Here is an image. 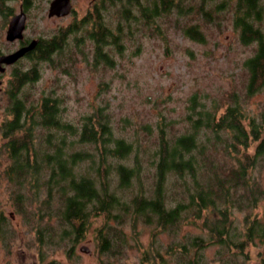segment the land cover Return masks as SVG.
<instances>
[{
	"label": "trees",
	"instance_id": "trees-1",
	"mask_svg": "<svg viewBox=\"0 0 264 264\" xmlns=\"http://www.w3.org/2000/svg\"><path fill=\"white\" fill-rule=\"evenodd\" d=\"M7 1L0 0V12L8 7ZM23 2L26 5L28 0ZM236 2L234 20L239 37L243 43H256L254 55L243 62L248 73L244 99L231 92L220 111L215 101L208 105L202 102V94L195 92L176 130L174 120L165 126L158 124L148 157L142 160L138 136H115L105 105L82 115L76 125L66 117L64 98L43 95L38 105L28 106L22 87L38 79L37 61L50 64L62 53L64 62L54 66L64 72L67 66L74 68L75 58L85 64L113 68L116 60L112 49L121 53L127 41L145 29L150 33L161 31L160 17L166 19L173 12L183 17L192 5H185L184 0H98L92 17L88 14L81 24H70L64 30V41L61 32L37 38L35 50L19 59L33 61L31 67L11 72L14 90L7 106L11 117L0 124V131L9 160L4 168L6 178L16 187L33 188L31 195L44 211L39 213L40 218L57 216L66 224H74V235L81 237L90 218L99 215L112 226L113 222H130L133 227L142 223L168 232H173L171 228L180 231L181 224H195L204 217L205 228L201 229L206 239L191 233L178 239L179 264H205L199 253L204 239L217 245L220 264H239V257L247 254L246 248L264 244V221L256 215L245 214L243 231L230 219L235 209H255L264 199V183L253 177L264 163V101L252 114L243 103L253 93L264 90V28L260 26L263 5L259 0ZM201 5L197 12L207 19L211 12ZM79 32L89 43L76 40ZM184 33L199 43L206 42L197 25L186 27ZM90 48L93 55L88 59L86 50ZM196 102L198 106L194 107ZM127 123L129 119L121 117L118 126ZM136 129L154 136L149 124ZM36 131L43 133L37 135ZM84 144L93 145L95 151L83 148ZM16 198L23 200L16 203V211L24 212L25 203L32 198L25 199L21 194ZM108 232L106 224L98 230L101 251H113L116 237L126 242L121 234L112 233L110 237ZM191 248L196 249L195 255L190 254Z\"/></svg>",
	"mask_w": 264,
	"mask_h": 264
},
{
	"label": "rangeland",
	"instance_id": "rangeland-1",
	"mask_svg": "<svg viewBox=\"0 0 264 264\" xmlns=\"http://www.w3.org/2000/svg\"><path fill=\"white\" fill-rule=\"evenodd\" d=\"M50 1H28L24 8V39L14 42L5 40V31L10 18L23 6V1H7L8 9L4 8L0 12V54L14 51L24 41L38 37L50 38L63 29L67 30L70 24H81L80 21L86 15L92 17L94 5L98 2L70 0L72 10L68 15L48 17ZM259 1L263 5L260 26L264 28V0ZM201 2V8L211 12L207 19L197 12ZM236 3V0H184L185 5L192 6L187 8L188 12L182 13L183 17H177L175 12L166 19L160 17L161 31L150 33V30L145 29L124 43L125 46L119 50L121 53L112 49L113 61L116 60L113 68L91 62L85 64L75 58L74 68L67 66L64 72L58 67L64 62V53L61 57H53L50 64L37 61L38 79L22 87L26 103L28 106L38 105L43 95L64 98L62 108L65 106L67 119L76 125L82 115L105 105L103 109L112 117L115 136H138L139 155L141 160L146 159L148 149L150 152V145L157 135L158 124L165 126L174 120L176 130L195 92L201 93L202 102L208 105L215 101L220 111L224 109L229 93L236 92L244 99L248 73L243 62L254 55L256 43L241 41L234 20ZM190 25H197L205 36V43L185 35L184 29ZM81 34L79 32L77 35L82 38L76 40L89 43ZM66 50H70V47L67 46ZM91 54V48L87 49L88 59H91ZM32 63L29 59H21L17 65L21 70H28ZM11 72V67H7L5 72L0 73V124L11 117L7 111L8 97L14 90ZM263 101L264 90L253 93L243 103L246 111L252 114L257 112ZM194 105L197 107L198 103ZM121 117H127L129 123L118 126ZM147 124L154 136L136 129ZM43 132L36 131V134L42 135ZM4 142L0 131V264H179L181 251L177 244H180L178 239L184 233L206 239L201 229L205 228L204 217L195 224H181L180 231L171 228L173 232H168L160 226L142 223L133 227L130 222L123 225L113 222L112 226L106 223V219L104 222L102 215L91 217L87 228L78 237L72 231L74 224H66L57 216L39 217V213L44 211L40 209L39 200L31 195L32 187H16L7 180L4 168L9 160ZM83 148L95 151L91 144H84ZM252 151L253 146L249 147L248 153ZM95 162L97 165L98 162ZM85 164L86 161L82 164L83 168ZM253 177L264 183V163L254 171ZM17 194L25 199L32 198L25 203L24 212L16 211V203L23 202L21 198H16ZM249 212L251 216L256 215L260 222L264 221V199L255 209L233 211L230 219L240 231L246 227L243 219ZM105 224L110 237L113 233L126 238L125 242L116 237L112 243L113 251H101L103 243L98 230ZM61 235L64 237L60 240ZM205 239L199 251L203 261L205 264H220L216 259L217 245L208 243V240L205 242ZM81 246L88 248V251H81ZM244 252L247 254L239 257V264H264V244L251 245ZM195 253L196 249L191 248L190 254Z\"/></svg>",
	"mask_w": 264,
	"mask_h": 264
},
{
	"label": "water",
	"instance_id": "water-1",
	"mask_svg": "<svg viewBox=\"0 0 264 264\" xmlns=\"http://www.w3.org/2000/svg\"><path fill=\"white\" fill-rule=\"evenodd\" d=\"M72 10L70 0H51L47 10L48 17H63L68 15ZM26 26V14L20 11L14 14L8 21L5 31V40L13 42L16 40H23L24 30ZM37 44V39L30 40L26 45L15 49L6 54H0V72H4L5 66L14 64L27 53L31 52ZM81 251H88V248L81 247Z\"/></svg>",
	"mask_w": 264,
	"mask_h": 264
},
{
	"label": "flooded vegetation",
	"instance_id": "flooded-vegetation-1",
	"mask_svg": "<svg viewBox=\"0 0 264 264\" xmlns=\"http://www.w3.org/2000/svg\"><path fill=\"white\" fill-rule=\"evenodd\" d=\"M22 1H23V0H22ZM28 1H29V0H28ZM49 3H50V2H49ZM48 7H49V4H48ZM24 8L26 9V5H24V2H23V6L20 7V9H19L18 12H20V11H24ZM47 10H48V9H47ZM24 12H25V11H24ZM25 14H26V12H25ZM63 17H64V16H63ZM63 31H64V29L61 31V33L63 34V41H64V32H63ZM23 34H24V33H23ZM23 39H24V38H23ZM36 39H37V38H36ZM31 40H32V39H31ZM16 41H23V40H16ZM29 41H30V40L24 41L22 44L19 45V47H21L22 45H26ZM37 41H38V40H37ZM63 41H62V42H63ZM13 42H14V41H13ZM63 44H64V43H63ZM19 47H18V48H19ZM36 47H37V44H36L35 48H36ZM35 48H34L32 51H34ZM16 49H17V48H16ZM32 51H31V52H32ZM26 55H27V54H26ZM26 55H25V56H26ZM25 56H24V57H25ZM34 56H36V55H34ZM22 58H23V57H22ZM18 61H19V60H18ZM18 61H16L14 64H11V65H7V66H5V70H6L7 67H11L12 72H13V70L16 69V68H17V70H19V72H21V69H20V68L18 67V65H17V64H18V63H17ZM5 70H4V72H5ZM0 73H3V72H0ZM1 84H2V81L0 80V85H1ZM81 247H83V246H81ZM81 247H80V248H81Z\"/></svg>",
	"mask_w": 264,
	"mask_h": 264
}]
</instances>
